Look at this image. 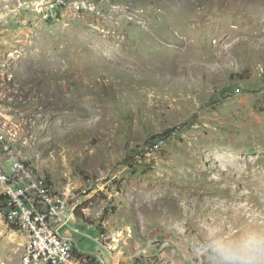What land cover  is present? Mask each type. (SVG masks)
Instances as JSON below:
<instances>
[{
	"label": "rangeland",
	"instance_id": "rangeland-1",
	"mask_svg": "<svg viewBox=\"0 0 264 264\" xmlns=\"http://www.w3.org/2000/svg\"><path fill=\"white\" fill-rule=\"evenodd\" d=\"M45 3L0 0V128L70 191L78 249L226 264L264 230V0ZM25 244L0 201V264Z\"/></svg>",
	"mask_w": 264,
	"mask_h": 264
},
{
	"label": "built area",
	"instance_id": "built-area-1",
	"mask_svg": "<svg viewBox=\"0 0 264 264\" xmlns=\"http://www.w3.org/2000/svg\"><path fill=\"white\" fill-rule=\"evenodd\" d=\"M76 0H46L45 16L58 18ZM10 161V169L5 161ZM0 189L7 196L9 224L25 233L21 264H105L101 256L78 249L76 206L69 190L23 159L0 128ZM62 229H66L62 232Z\"/></svg>",
	"mask_w": 264,
	"mask_h": 264
},
{
	"label": "clouds",
	"instance_id": "clouds-1",
	"mask_svg": "<svg viewBox=\"0 0 264 264\" xmlns=\"http://www.w3.org/2000/svg\"><path fill=\"white\" fill-rule=\"evenodd\" d=\"M226 264H264V230L250 232L239 239L218 241Z\"/></svg>",
	"mask_w": 264,
	"mask_h": 264
},
{
	"label": "trees",
	"instance_id": "trees-1",
	"mask_svg": "<svg viewBox=\"0 0 264 264\" xmlns=\"http://www.w3.org/2000/svg\"><path fill=\"white\" fill-rule=\"evenodd\" d=\"M0 201L2 203L3 208L5 209V214H6L7 211H8V202H7V196L4 193L0 194ZM75 213L80 219L84 216L83 213L81 211H79V210H76ZM10 226L18 230L16 225L10 224ZM83 252H87V251H83ZM88 253H90V252H88ZM92 254H96V253H92ZM136 264H138V263H136Z\"/></svg>",
	"mask_w": 264,
	"mask_h": 264
},
{
	"label": "crops",
	"instance_id": "crops-1",
	"mask_svg": "<svg viewBox=\"0 0 264 264\" xmlns=\"http://www.w3.org/2000/svg\"><path fill=\"white\" fill-rule=\"evenodd\" d=\"M24 233V232H23ZM25 234V233H24ZM26 236V235H25ZM26 241H27V237H26Z\"/></svg>",
	"mask_w": 264,
	"mask_h": 264
},
{
	"label": "bare ground",
	"instance_id": "bare-ground-1",
	"mask_svg": "<svg viewBox=\"0 0 264 264\" xmlns=\"http://www.w3.org/2000/svg\"><path fill=\"white\" fill-rule=\"evenodd\" d=\"M220 162H222V159L220 160Z\"/></svg>",
	"mask_w": 264,
	"mask_h": 264
}]
</instances>
